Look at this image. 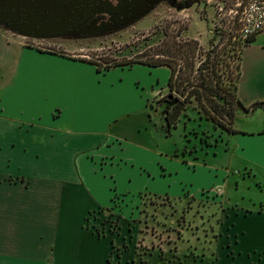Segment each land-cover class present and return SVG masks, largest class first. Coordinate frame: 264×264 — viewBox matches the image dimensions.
I'll return each mask as SVG.
<instances>
[{
    "label": "crops",
    "instance_id": "crops-1",
    "mask_svg": "<svg viewBox=\"0 0 264 264\" xmlns=\"http://www.w3.org/2000/svg\"><path fill=\"white\" fill-rule=\"evenodd\" d=\"M134 65L168 67L172 73L168 65L143 63L99 70L86 56L62 46L37 47L0 36V264H109L111 239L121 244L128 230L99 235L86 227L91 209L79 224L72 221L85 202L88 208L101 202L86 169L107 179L108 200L117 189V174L162 179L169 174L163 163L167 153L150 130V106L166 91L170 77L153 84L149 93L133 88V96L116 74L102 84L114 69ZM102 89L110 100L102 98ZM237 97L246 107L264 101V32L242 51ZM96 99L105 106L92 108L89 120L76 114L80 101ZM112 106L120 110L104 126L78 125L102 118ZM254 110L239 106L237 114ZM259 134L264 137V130ZM141 154H148L146 160ZM139 189L177 197L166 188ZM254 208L225 211L218 239L222 264H264V205Z\"/></svg>",
    "mask_w": 264,
    "mask_h": 264
},
{
    "label": "rangeland",
    "instance_id": "rangeland-1",
    "mask_svg": "<svg viewBox=\"0 0 264 264\" xmlns=\"http://www.w3.org/2000/svg\"><path fill=\"white\" fill-rule=\"evenodd\" d=\"M247 1L159 0L151 10L128 25L89 38L62 35L36 39L0 25L1 37H14L27 45L51 49L59 45L86 58H97L104 66L107 61L138 59L144 54L142 52L158 51L167 53L166 60L176 65L174 89L167 87L153 107L150 106V130L154 133L152 136H156L153 140L159 142L160 150L167 153L163 163L169 174L164 179L158 175L135 178L117 174V189L114 188L108 200L107 179L86 169L87 181L100 191L98 205L102 208L93 205L88 208L85 202L82 214L76 211L72 221L79 224L83 213L91 209L86 227L90 226L99 235L112 236L114 233L118 236L125 228L128 230L121 244L117 243V238L111 239L109 264H222L218 239L225 211L236 206L255 209L264 205V137L259 136L264 130V108L237 114L233 126L240 129V135L230 133L213 120L215 103L212 100L197 99L195 95L186 98L187 92L207 74L213 84L220 82L222 93L234 96L239 108L235 85L246 41L240 36L239 23L231 8ZM180 2L190 6L177 8L174 4ZM175 47L178 49L171 52ZM143 58L147 59L146 56ZM213 62L216 63L215 70ZM199 66H202L200 71ZM169 69L161 66L152 70L144 65L116 68L104 77L102 84L112 81L110 79L116 74L122 88L130 95L133 96L136 87L141 93H149L153 84L168 81ZM167 73L169 76H165ZM189 76L191 83L187 80L181 83L182 78ZM179 83L181 88L185 86V93L178 88ZM166 94H173L184 102L173 127L167 126L163 115L162 101ZM100 95L104 100H110L105 89ZM104 100L96 99L94 103L82 100L76 114L89 120L90 110L94 107L102 110ZM124 105L129 106L128 103ZM112 107L102 112V118L78 125L104 126L120 110ZM224 110L218 113L219 119L231 123L227 107ZM141 155L146 160L148 154ZM135 159L139 161L137 156ZM144 187L149 190L166 188L177 197L138 191ZM123 193H128V197ZM75 231L80 232L77 227Z\"/></svg>",
    "mask_w": 264,
    "mask_h": 264
},
{
    "label": "water",
    "instance_id": "water-1",
    "mask_svg": "<svg viewBox=\"0 0 264 264\" xmlns=\"http://www.w3.org/2000/svg\"><path fill=\"white\" fill-rule=\"evenodd\" d=\"M158 1L0 0V25L19 35L36 39L62 35L89 38L126 26L151 10ZM135 4H138V9L128 18ZM174 5L180 9L186 7H181L180 3Z\"/></svg>",
    "mask_w": 264,
    "mask_h": 264
},
{
    "label": "trees",
    "instance_id": "trees-1",
    "mask_svg": "<svg viewBox=\"0 0 264 264\" xmlns=\"http://www.w3.org/2000/svg\"><path fill=\"white\" fill-rule=\"evenodd\" d=\"M188 4H186L187 6ZM180 6H185L184 3L182 4V2H180ZM255 40V36L249 37L247 38L246 41V45H249L250 43H252ZM178 48L175 47V49H173L174 51L171 52H175ZM144 53L142 55V57H138V59H133V58H129V59H123V60H115V61H107L106 65L104 66L102 64V62L97 59V58H89V60L93 61L94 63H96L98 65V69L99 70H104V69H109L113 66H118V65H133L135 63H143V64H147L149 66H161V65H168L169 67H171L172 69V73L168 82V87L173 90L174 89V83H177V74H176V65L175 63H172L169 60H166L165 56H167V53H162L161 51L158 52H152L151 53H146V52H142ZM143 56H146L147 59H144ZM175 56V55H173ZM88 59V58H87ZM215 65L216 63L213 62L212 63V68L215 70ZM240 68V67H239ZM200 69H202V66H199L198 71H200ZM216 76V74H215ZM240 77V70H239V74H238V79H237V84H238V80ZM185 80H187L186 82L191 83V76L188 77V79L186 78H182L181 79V83H185ZM187 83V84H189ZM237 84L235 85V90H236V98H237V105L242 106L246 109H257L260 107L264 106V101H259L256 102L254 104H252L249 107L244 106V104L238 99L237 97ZM178 88L182 90V93H185V86L183 88H181V84H178ZM223 89L221 90L220 88V82L217 81L216 84H213L212 78L211 76H207V74H205L204 77L201 76L199 83L194 84V87L192 88V90L188 91L186 98L188 97H192L193 95H195L197 97V99H205V100H212L215 104H214V111H215V115L212 116L213 120L221 125L224 129H226L227 131H229L230 133H236L239 132V130H237L233 125L235 124V119L237 117V107L235 105L234 102V96L231 93H222ZM163 115L164 118L166 119V123L168 127H173L176 125L177 119L181 113L182 110V106L184 105V102L180 101V99L173 95V94H166L163 96ZM217 99H220L222 102H219ZM228 109L227 111V115H229L231 117V123H225L222 122L219 119L218 113H223L225 110L224 109ZM220 115V114H219ZM100 211L102 212V209H100Z\"/></svg>",
    "mask_w": 264,
    "mask_h": 264
},
{
    "label": "built area",
    "instance_id": "built-area-1",
    "mask_svg": "<svg viewBox=\"0 0 264 264\" xmlns=\"http://www.w3.org/2000/svg\"><path fill=\"white\" fill-rule=\"evenodd\" d=\"M240 8H231L239 23V33L244 40L264 32V0H248Z\"/></svg>",
    "mask_w": 264,
    "mask_h": 264
},
{
    "label": "flooded vegetation",
    "instance_id": "flooded-vegetation-1",
    "mask_svg": "<svg viewBox=\"0 0 264 264\" xmlns=\"http://www.w3.org/2000/svg\"><path fill=\"white\" fill-rule=\"evenodd\" d=\"M137 6H138V4H135V5H133V7L130 9V11H129V15H127L128 16V18H130L132 15H134V10H137L138 8H137ZM122 17H126V16H122ZM136 20V19H135ZM129 23H127V25H128Z\"/></svg>",
    "mask_w": 264,
    "mask_h": 264
}]
</instances>
